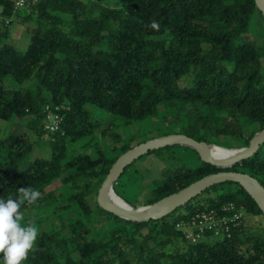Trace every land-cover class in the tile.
Returning <instances> with one entry per match:
<instances>
[{
	"label": "trees",
	"instance_id": "obj_1",
	"mask_svg": "<svg viewBox=\"0 0 264 264\" xmlns=\"http://www.w3.org/2000/svg\"><path fill=\"white\" fill-rule=\"evenodd\" d=\"M18 11L0 0V124L25 128L0 138V198L15 199L19 187L41 192L21 208L39 229L23 264H264V224L247 235L244 223L264 217L238 184L213 186L143 223L96 203L110 168L132 148L119 129L160 118L171 134L228 149L264 129V20L254 0H44ZM153 20L158 31L148 27ZM15 23L25 27V49L10 40ZM46 107L59 109V132L44 131ZM187 150L197 167L178 162L172 147L143 156L159 154L163 164L147 205L221 171ZM225 171L264 187V144ZM227 204L234 209L223 211ZM210 211L218 220L240 214L239 224H229L228 237L202 232L221 238L214 244L192 242L187 222Z\"/></svg>",
	"mask_w": 264,
	"mask_h": 264
},
{
	"label": "water",
	"instance_id": "obj_2",
	"mask_svg": "<svg viewBox=\"0 0 264 264\" xmlns=\"http://www.w3.org/2000/svg\"><path fill=\"white\" fill-rule=\"evenodd\" d=\"M254 3L255 8L261 13L264 20V0H254ZM263 144L264 129L256 132L249 140L247 146L238 149H228L211 143L198 142L183 134H169L150 139L133 146L116 159L100 185L96 203L100 209L126 221L134 223L156 221L185 206L207 189L230 182L238 184L251 197L264 217V187L248 174L225 171L244 160L250 159ZM173 146H182L194 151L202 163L221 169V171L206 175L176 193L144 207H133L116 195L113 186L129 166L149 152ZM212 147L233 153L225 157L214 156L211 152ZM114 197L119 198L127 207L116 203L113 199Z\"/></svg>",
	"mask_w": 264,
	"mask_h": 264
},
{
	"label": "rangeland",
	"instance_id": "obj_3",
	"mask_svg": "<svg viewBox=\"0 0 264 264\" xmlns=\"http://www.w3.org/2000/svg\"><path fill=\"white\" fill-rule=\"evenodd\" d=\"M27 12L28 9L19 10L17 12V16H25ZM10 32L11 42L15 44L19 49H25L27 46V33H25V27L23 25L15 23L14 25L10 26ZM19 123L20 124L8 123L5 126L4 124H0V138L9 133H20L24 131L25 128L23 123ZM164 125L160 118H156L150 121L147 120L143 123H138L136 125L128 127L127 129H119L118 131L121 133L126 143L130 142L131 147H133L137 144L143 143L142 141L145 142L150 139L171 134L173 128L170 132L171 128L168 129ZM187 149L182 146L172 147L173 153H175L177 158L180 159L178 162L182 163L186 167H197L199 162L195 154ZM159 156V154H155L138 159L134 163V165L130 166L129 170L121 177L119 184H117L115 187V191L122 200L124 199L126 201L127 204L129 203L132 206L135 205L133 207L147 206V200L150 197L149 189L152 185V181L156 180L159 175H161V168L163 167L160 158H158ZM57 184L58 183L54 184L49 189L55 188ZM202 196L203 195H200L192 202L194 203L197 200H200ZM244 223L248 226L246 234L253 235L255 234V232L262 231L261 227L264 224V219L261 217L253 218L250 216H246ZM199 241L214 244L215 242L221 241V238L214 236H200L192 242L195 243Z\"/></svg>",
	"mask_w": 264,
	"mask_h": 264
},
{
	"label": "clouds",
	"instance_id": "obj_4",
	"mask_svg": "<svg viewBox=\"0 0 264 264\" xmlns=\"http://www.w3.org/2000/svg\"><path fill=\"white\" fill-rule=\"evenodd\" d=\"M151 29L159 30L158 21H151ZM41 197L37 189L19 187L17 197L0 198V255L3 264H23L35 250L39 229L33 220H25L22 206H31Z\"/></svg>",
	"mask_w": 264,
	"mask_h": 264
},
{
	"label": "built area",
	"instance_id": "obj_5",
	"mask_svg": "<svg viewBox=\"0 0 264 264\" xmlns=\"http://www.w3.org/2000/svg\"><path fill=\"white\" fill-rule=\"evenodd\" d=\"M14 6L15 10L29 9L44 0H10ZM56 112H52L48 107H46V115L44 118L43 129L47 133H56L61 130L60 124L62 118L59 114V109L55 108ZM234 206L232 204H227L222 207L223 211L233 210ZM240 214L234 213L229 219L223 218L218 220L215 217V213L210 211L209 213L200 212L195 214L189 222H187L184 228L187 238H199L205 230L214 231L215 236H221L223 233L228 237L230 231V225L237 226L239 224ZM179 227V225H177Z\"/></svg>",
	"mask_w": 264,
	"mask_h": 264
},
{
	"label": "bare ground",
	"instance_id": "obj_6",
	"mask_svg": "<svg viewBox=\"0 0 264 264\" xmlns=\"http://www.w3.org/2000/svg\"><path fill=\"white\" fill-rule=\"evenodd\" d=\"M211 152H212V154H213L214 156H218V157H225V156L230 155V154H226V153H224V152H221V151H219V150H217V149H215V148H211ZM113 199H114V201H115L116 203L122 205L123 207H127V205L124 204V203H122V201L119 200V198L114 197Z\"/></svg>",
	"mask_w": 264,
	"mask_h": 264
}]
</instances>
